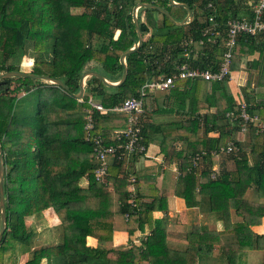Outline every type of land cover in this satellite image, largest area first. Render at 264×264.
Here are the masks:
<instances>
[{
    "label": "trees",
    "instance_id": "1",
    "mask_svg": "<svg viewBox=\"0 0 264 264\" xmlns=\"http://www.w3.org/2000/svg\"><path fill=\"white\" fill-rule=\"evenodd\" d=\"M174 1L189 7L193 20L176 26L156 8H139L138 29L147 38L126 56V79L112 87L91 76L78 100L84 72L94 70L110 82L121 78L120 58L137 41L133 9L138 3L163 9L175 22L186 18V9L169 0H0V74L21 71L20 61L27 57L31 60L27 73L60 79L65 85L63 89L29 77L0 78L6 217L0 264H5L4 257L14 253L18 244L31 246L34 234L27 221L47 210L59 221L52 228L54 243L33 249L24 264H202L214 248H219L225 264H242V255L248 251H260V264H264V234L252 229L264 220V136L254 134L245 144L234 139L240 127L227 114L236 113L238 100L229 89V79L177 81L161 91V105L148 94L141 121L146 146L156 137L164 166L173 161L179 164L174 196L183 199L187 208L206 201L210 214L221 222V230L192 225L184 235V245L174 247L163 219L154 216L167 213L166 198L154 194L143 200V180L135 170L138 155L112 160L103 181L95 179L91 138L101 136L106 145L115 143L113 132L125 129L127 116L93 110V129L87 138L89 99L112 108L137 96L145 83L172 74L174 66L185 61L183 43L200 37L208 15L224 27L248 4L247 0ZM209 4L212 9L207 8ZM79 9L82 12L73 11ZM155 14L161 16L160 23ZM222 55L218 41L204 56L190 60V65L215 69ZM230 69L248 74L241 101L250 115L264 122V35H241ZM159 113L177 118L157 123L152 118ZM213 132L217 137L209 136ZM228 142L237 151L223 156L234 168L214 172L211 152ZM178 143L183 144L181 151ZM249 153L257 154V164L250 163ZM195 156L201 157L196 168L191 162ZM130 175L136 178L137 208L128 203ZM251 187L263 202L245 198ZM145 228L148 233L134 242V235ZM116 232L127 233L128 244H114ZM88 238L96 244L89 245Z\"/></svg>",
    "mask_w": 264,
    "mask_h": 264
},
{
    "label": "built area",
    "instance_id": "2",
    "mask_svg": "<svg viewBox=\"0 0 264 264\" xmlns=\"http://www.w3.org/2000/svg\"><path fill=\"white\" fill-rule=\"evenodd\" d=\"M212 9L211 5L207 6ZM139 8L133 9V14L137 17ZM241 35L258 36L264 35V0H253L250 12L246 15L233 16L229 18L225 26L222 27L214 16L208 15L204 20V27L200 29V37L195 40L189 38L183 43L182 56L185 61L174 66L172 74L160 76L145 83L140 89L137 96L126 98L120 105L112 108H105L100 103L89 99V108L85 111V126L87 138L93 129L92 111L100 112H119L126 114V127L121 131L113 132L115 143L106 145L101 136H93V151L97 166L94 171L95 179L103 181L107 175L108 167L112 160H121L124 156L138 155L143 156L147 151V146L142 133V120L145 116L144 98L151 93L167 91L171 89L177 81L181 80H202L206 82H223L225 79L232 78L230 69L232 52L237 39ZM218 41L223 46L222 60L215 69L192 67L190 60H198L199 57L205 55L206 50H210ZM196 45V46H195ZM195 46V47H194ZM227 117L237 120L240 132L244 133L253 129L255 135L264 136V122L257 115H250L246 110L244 101H238L237 111L229 112ZM237 151L233 142H228L225 146H221L211 152L213 159H218L223 155ZM200 156L191 158L194 168L199 166ZM214 171V169L212 168ZM215 177L212 173L211 178ZM135 182L136 178L132 175L127 178V187L130 193L128 203L132 208H137L135 203Z\"/></svg>",
    "mask_w": 264,
    "mask_h": 264
},
{
    "label": "crops",
    "instance_id": "3",
    "mask_svg": "<svg viewBox=\"0 0 264 264\" xmlns=\"http://www.w3.org/2000/svg\"><path fill=\"white\" fill-rule=\"evenodd\" d=\"M247 1L248 4L246 5L245 8H243V10L240 11L239 16L246 15L250 12L251 3L253 2V0H247ZM155 18L160 23L161 16L159 14H155ZM133 22H134V18H133ZM146 38L147 36H144L142 37V40H145ZM255 57H257V55H255ZM88 71H94V70H88ZM122 75L120 79H115L116 82H110L107 79L105 78L104 79L108 82V84L112 85V87H116L118 83L122 80ZM91 76L92 75L85 76L83 79V85H84L83 95L86 88V81ZM247 76L248 74L246 72H232V78L228 83L229 89L231 90L232 93L236 94L238 101L243 100L242 99L243 91H241L240 88H242L245 85ZM156 94L157 92L152 93V95L159 101V104L161 105L162 103L161 98H159ZM162 96H164V94H162L161 97ZM172 118H177V116L175 114L159 113L154 115L152 120L158 123V122H165ZM199 134L201 135V131L199 132ZM209 136L215 138L217 137V133L216 132L209 133ZM253 136H254L253 129H250L244 133L236 132L233 137L237 141H240L245 144L248 143L249 140L253 138ZM182 148H183V144L178 143L177 149H180L181 151ZM248 156H249V161L252 165L258 163L257 154L249 153ZM163 161L164 158L163 155L160 154L158 140L156 139V137H154L153 140L149 141L147 145L146 153L143 156H139L137 158L135 164V170L139 178L143 180V187H142V190L144 192L143 200L145 201L149 200V197H152L154 194H159L160 196L166 198L167 213L155 212L154 216L156 218L163 219L164 226L169 236L168 237L169 242L174 247H178V248L182 247L184 245V235L192 225H197V224L206 225L209 228L215 230H221L222 229L221 222L216 221L214 217L210 214L208 204L206 201H202L201 206L199 207L187 208L185 206L183 199L174 196L173 189L177 177L179 175V170H178L179 164L177 161H173L169 166H164ZM212 161H213L214 172H219L222 167L226 168L227 170L234 168L233 162L231 160L225 159L222 156L218 159H213ZM245 198L252 202H263L257 197V193L254 187H251L247 190V192L245 193ZM47 213H50L54 221L53 225L50 227L51 234L49 236H46V234L37 233L38 234L37 235L34 233L35 235H33L31 246L29 247L30 251L29 248L21 247L18 244L13 253V255L14 254L16 255L14 256L16 259L15 260L13 259L12 264H24L29 257V253L33 249L42 246H50L47 245L48 243H45L44 245L34 246L36 245L35 241L36 242L39 241L37 239H39L40 237L41 238L47 237L46 238L47 242H49V240L52 239L54 243V238L52 236L53 234L52 228L58 225L59 221L57 216L53 213L52 210L45 211L42 214V216L44 217V215H46ZM33 219L35 218H31L27 221L28 228L32 223L35 225ZM252 229L257 234H264V220L260 226L253 227ZM147 233L148 230L146 228L143 233L137 232L133 237V241L139 243L140 237ZM128 239L129 237L127 233L124 232H116L114 233L113 236L114 244L116 245H126L128 244ZM41 241L42 239L40 240V242ZM88 244L94 246L96 244V241L92 238H88ZM259 260L262 261V253L260 251H248L247 253L242 255V264H246V263L253 264L250 262H259ZM204 264H225L224 260L221 257V251L219 250V248L213 249L212 255L206 258Z\"/></svg>",
    "mask_w": 264,
    "mask_h": 264
},
{
    "label": "water",
    "instance_id": "4",
    "mask_svg": "<svg viewBox=\"0 0 264 264\" xmlns=\"http://www.w3.org/2000/svg\"><path fill=\"white\" fill-rule=\"evenodd\" d=\"M169 3L173 6H181L183 8L186 9L187 11V16L186 18L182 21V22H175L172 17L165 12L163 9L158 8L157 6L154 5H150V4H143V3H139L137 4L134 9L136 8H156L158 9L161 13H163L165 16H167L169 18V20L171 22H173L176 26H184L187 24V20L191 21L194 18V14L193 12L190 10V8L183 3H176L174 0H169ZM133 18H134V23L136 26V31H137V41L134 44V46L127 50L126 52L123 53V55L120 58V63L124 66L123 69V75H122V80L118 83V85L120 83H122L127 76V70H126V66H125V58L127 55L133 53L134 51H136L142 44V35L138 29V22H137V18L136 16L133 14ZM88 75H92V76H96L97 78H99L104 84H106L107 86H112L110 84H108V82L104 79V77L102 75H100L99 73L95 72V71H87L84 72L82 77L79 80V93L76 95V98L78 100H80L82 98L83 95V91H84V85H83V79L85 76ZM7 77H29L32 79H36V80H44V81H48L49 83L55 84L57 86H60L61 88L65 89V85L63 84V82L60 79H56V78H50L48 76H43V75H34L31 73H27V72H22V71H12V72H7L5 74H0V78H7ZM5 177V166H4V155H3V151L0 147V223H1V227H0V241L2 240L4 231L6 229V217H5V199H4V194H3V180Z\"/></svg>",
    "mask_w": 264,
    "mask_h": 264
},
{
    "label": "rangeland",
    "instance_id": "5",
    "mask_svg": "<svg viewBox=\"0 0 264 264\" xmlns=\"http://www.w3.org/2000/svg\"><path fill=\"white\" fill-rule=\"evenodd\" d=\"M74 12H82V10H73ZM31 69V60L27 57H23L20 61V70L23 71V72H29ZM240 90L242 91V88H240ZM164 94V92H157V96L159 98H161V101L163 99V96L161 97L162 94ZM238 94V93H237ZM236 95V94H235ZM224 157V156H223ZM52 214V213H51ZM33 221L35 222V225L32 223L29 227V229L33 232V234H46V236H49L51 234V226L53 225L54 221H53V217L50 215V213H47L46 215L43 216H40V217H36L35 219H33ZM34 234V235H35ZM38 235V234H37ZM53 236V234H52ZM47 238V237H46ZM46 238H39L37 240L39 241H35V244L34 246H39V245H44L45 243H48L47 245H51L53 244V240H49V242L46 241ZM52 238V237H50ZM42 239V241L40 242V240ZM16 256L15 254L13 255L10 254V255H7L4 257V263L5 264H12V261L13 259L15 260L16 258L14 257ZM205 260L204 258H202V264L205 263ZM250 263H253V264H260L261 263V260H259V262H250ZM247 264V263H246Z\"/></svg>",
    "mask_w": 264,
    "mask_h": 264
}]
</instances>
